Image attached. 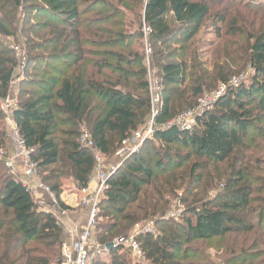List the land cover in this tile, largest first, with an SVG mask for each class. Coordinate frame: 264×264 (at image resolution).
Returning <instances> with one entry per match:
<instances>
[{"label":"trees","instance_id":"1","mask_svg":"<svg viewBox=\"0 0 264 264\" xmlns=\"http://www.w3.org/2000/svg\"><path fill=\"white\" fill-rule=\"evenodd\" d=\"M8 1L18 8L24 0ZM134 1L140 2L144 20L129 30L133 25H126L119 8L108 0H94L90 8L101 5L112 12L104 9L105 13L86 22L81 20V0H39V12L48 20L38 23L35 36L39 44L33 50L51 52L27 57L29 65L40 63L47 68H35L37 74L20 80L19 86L34 90L24 94L28 96L24 101L20 95L12 119L25 147L32 150L30 158L41 183L62 210L69 208L60 200L61 179H71L79 191L87 187L95 167L94 152L111 156L150 118V87L139 42L143 38L141 26L150 29L148 42L154 45L155 58L157 45L163 48L174 34L185 46L208 19L217 31L224 25L229 35H234L238 17L231 13L255 12L259 6L251 1L226 0L227 5L223 2L222 8L212 13L205 0ZM127 3L118 0L119 5ZM7 22V18L0 19V29L10 36ZM116 23L124 26L115 30ZM246 40V63L252 71L249 81L228 85L229 65L218 66L215 77L226 85V91L197 113L190 128L172 123V96L189 93L186 76L190 53L187 48L179 56L166 50L159 52L163 91L153 120V135L107 180L96 217L94 239L98 243L108 245L128 236L135 225L163 216L165 198L182 189L186 175L182 169L191 160L197 163L190 165L186 192L201 187L202 174L196 175L199 162L217 169L246 148L252 130L264 140V30L248 35ZM224 60L227 62V56ZM16 69L13 54L0 45V102L9 96ZM201 92L197 88L192 95ZM195 104L189 98L185 108ZM4 116L0 110V150L12 155ZM82 126L90 133L91 148L81 142ZM245 167L241 163L237 178L224 180L223 191L229 196L217 205L200 197L205 188L193 194L191 198H198L199 205L192 207L182 227L140 231L136 241L142 260L131 261L121 247H112L106 253L108 262L100 257L94 264H214L206 258L205 263L189 261L198 254L203 256V251L190 246L192 243L213 240H219V244L229 240L219 264H264V199L251 200L254 191L247 185L250 180L245 181ZM233 181L236 188L230 186ZM189 199L181 201L189 204ZM42 208L0 159V264L62 261L63 229L56 216Z\"/></svg>","mask_w":264,"mask_h":264},{"label":"rangeland","instance_id":"2","mask_svg":"<svg viewBox=\"0 0 264 264\" xmlns=\"http://www.w3.org/2000/svg\"><path fill=\"white\" fill-rule=\"evenodd\" d=\"M93 1L94 0H81V8H84V17H82L81 19L82 22H86L88 18L97 17L100 16L99 14L105 13L104 9H106V7H103L101 5H93L91 9L90 6L93 4ZM108 1L115 7L119 8V12L122 13V17L126 19V25H133L128 28L129 30H132L134 27H138V23L140 22V20L143 23L144 19L142 18L143 15L140 9L141 5L139 1L124 0V2H128L126 5H119L118 0ZM205 1L208 2L210 7L212 8V13L222 8L221 6L223 2V6L227 5L228 3V1L225 2L226 0ZM242 1L255 2V4L257 3L259 4V6L257 7V10L255 12L241 10L240 14L235 13L234 11L231 13V16H234V18L238 17L235 21V26L238 29H233L232 31L234 35H229L228 29L224 27V25H219L217 31V28L213 27L212 22L208 19V21L206 20L205 24L199 30V32L185 46L181 43L179 35L174 34L170 37L171 42L165 45L163 48L157 45L155 49L156 57L154 58V45L151 46L150 42H148L149 35L144 36L143 34V38L139 42H142L140 44V48H143V53L145 56L147 81L149 83V87L151 86L154 91L156 89L158 90L157 93L159 96V98H157V101L154 102V109H157L160 106V95L163 91V87L159 82V65L162 62L161 58L159 57V52H161L162 50H166L165 53H172L173 56H179L183 48H187L190 53V57L187 63L188 66L186 76V89L190 93V95H188L189 93L182 95L181 92H178L172 96V110L174 115L172 122H179L183 125L192 126L195 118L197 117V113L200 114L202 110L210 107L209 103L217 93H225L226 85L215 77V73L217 72L216 69L218 66H222L225 63L229 65L231 72L229 80L227 82L228 85H233L234 81L238 82L237 84H239L240 81H249L252 75V71L246 63V39L248 35H255L258 32L264 30V0ZM39 6V0H24L22 5L18 8H15L8 0H0V19L7 18L9 20V22L6 23V27L8 28V31L12 33V35L10 36L5 35L0 29V45L7 52H9L10 54L12 53L17 62V69L15 70L14 79L9 92V97L11 100H13L16 106H18L19 102H21L20 95L22 97V101H24L28 97L24 94L30 93L34 90L32 88L26 89L25 87L19 86L20 80H22L23 78H32V76L37 74L33 71V69L35 68H41L43 70L47 68V65L43 64L41 66L40 63L29 65L27 62V57L30 55H42L51 52V50H33V46L39 44V40L35 36V33L37 32L36 27L40 23L44 21L46 22L48 20V17H45L43 13L39 12L41 9ZM252 8L253 7H251V9ZM230 10L231 9H228V12H230ZM106 11V13L112 12L108 9H106ZM7 13L13 15V17L9 16ZM110 16L112 17L113 15ZM121 26L123 27L124 25H122V23H116L114 28L115 30H119ZM145 26V24L141 26L142 32ZM172 28H175V25H172ZM241 30L243 31V33L240 32ZM135 46L136 45L134 44V47ZM225 56H227V62L224 60ZM26 67H28V70H26ZM197 88H201L202 92L197 96L192 95V93H194ZM189 98L192 104H196L193 108L186 109L185 104L189 102ZM6 119V116H4L3 121L5 131L8 135H10L12 141L11 147L12 151H14V141L9 129L7 128ZM148 125V122H146L141 129H144ZM80 132V138H82V135L85 133H88L90 136V133L84 126L80 128ZM143 144L144 142L141 143V146ZM148 149H152L151 145H148ZM116 152L107 157L100 152H94L95 167L89 184L93 183L94 186L99 184L97 180L99 173L105 174L110 178L111 175L114 174L116 170H118V168L124 164V162H126L125 160H127L132 155V153H127L126 156L118 158L116 156ZM12 154H14V152H12ZM6 155L8 156L7 153ZM97 155H101L100 163H97L96 161ZM243 159L245 160L243 161ZM194 162L197 163L196 160H191L188 165L184 167L185 169H182L186 171V175L184 177L185 182L182 189L176 195L168 196L165 198L167 201V205L163 216L156 218L155 220L151 219L135 225L131 233L144 230L154 232L155 230H162L163 228L167 229L168 227H182L183 225L181 224V222H183L184 219L190 216L192 207L199 205L196 204L198 198H194V205L191 204V202L194 201V199L191 198L192 195L201 192V190L204 188L205 189L200 197L203 200L212 201L213 204L217 205L218 201L223 200V198L226 196H229L223 191L225 187H223L222 183L225 179L237 178L236 174L238 169H241V163L242 165H246L244 171L246 178L245 181L248 182V180H250V182H248L249 184L247 183V185L250 186V191H254L251 200L255 202L259 199H264V140L258 137L255 130L250 131V138L246 143V148L243 151L236 152L235 155H233L226 163L220 165L217 169H214L211 165H206L205 162L198 161L201 164L202 169L200 167L196 175L202 174L203 180L202 184H200L201 187H199L200 189H197L196 187V189H191L190 192H186L185 186L188 183L189 179V171L191 168L190 165ZM112 168H115V171H112L113 173L111 174ZM40 179L41 178L38 174V181L41 183ZM234 182L235 181H233L230 186H234V188H236ZM60 183L62 192L63 190L79 192V190L74 187L72 180L69 178L61 179ZM31 193L35 199L40 201L39 197H35V194L32 191ZM182 198H190L188 200L190 205L185 203L183 204L181 201ZM257 206L258 205H253L252 207L256 208ZM182 217L184 218L182 219ZM158 222H160V224L156 226L155 224ZM224 241V244H219V240H213L206 243H192L190 246L194 249L203 251V256H199L198 254L196 257L190 259L189 261L205 263L204 259L206 258L208 262L219 264L220 258L223 255V248L226 244H229V240ZM101 258L105 262L109 261L107 254H104L103 256H101ZM129 259L131 261L135 260V258L133 257H130ZM139 260H142V258H139Z\"/></svg>","mask_w":264,"mask_h":264},{"label":"built area","instance_id":"3","mask_svg":"<svg viewBox=\"0 0 264 264\" xmlns=\"http://www.w3.org/2000/svg\"><path fill=\"white\" fill-rule=\"evenodd\" d=\"M143 34L144 36H148L150 34L149 27L145 26L143 28ZM237 83L238 82L234 81L233 85L237 86ZM157 91V89L154 91L153 88L150 86L151 115L149 120L147 121L149 125L144 129L140 128L141 130L139 129L131 137L121 142V146L116 152V156L118 158L126 156L127 153L133 154L137 152L141 147V143L152 137L153 120L157 110L154 109V102H156L157 98H159ZM221 95V93H217L216 96H214V98L212 99V101L217 99ZM211 102L209 104H211ZM16 107L17 106L14 104L13 100H11L9 96L0 102V110L3 113H11L5 114V116L7 118V128L9 129L14 141V154L7 156L5 151L0 150V159H4L5 166L13 173V175H15V177L28 191H32L34 194L37 191H41L46 193L48 196H52V193L49 188L38 181L36 164L30 158L32 150H28L25 147L23 140L19 137L18 129L12 119V112ZM172 123L184 126L186 128L191 127L180 124L179 122ZM81 142L86 147L91 148L93 146V143L88 133L82 135ZM96 161L97 163L101 162V155L96 156ZM17 162L19 166L18 170L16 165ZM112 171L114 172L115 168L111 169V174L113 173ZM108 178L109 177L105 174L99 173L97 179L99 183L98 185H96L95 187H89L88 185L87 187L81 189L78 192V200L75 203L74 207L83 209L87 214V219L84 225L80 228V232L75 237V239L71 240L70 242H64L62 244V261L56 264H94L98 258L107 253V245H102L98 243L94 239V234L96 227L98 204L102 199L105 190L108 188ZM139 232L140 231H135L132 232L129 236L113 240V247H121L124 251L128 253L130 257H133L135 259L141 258L142 253L139 248V244L136 241V236Z\"/></svg>","mask_w":264,"mask_h":264},{"label":"crops","instance_id":"4","mask_svg":"<svg viewBox=\"0 0 264 264\" xmlns=\"http://www.w3.org/2000/svg\"><path fill=\"white\" fill-rule=\"evenodd\" d=\"M16 165L18 170V162ZM88 185L89 187H95L93 183ZM34 196L39 197V203L43 206L42 210L50 211L56 216L59 225L63 229L64 241L70 242L71 240H74L87 219V214L83 209L74 207L78 200L79 193L76 191L63 190L60 195V200L63 205L69 208L67 211L59 208L55 198L48 196L44 192L37 191Z\"/></svg>","mask_w":264,"mask_h":264},{"label":"water","instance_id":"5","mask_svg":"<svg viewBox=\"0 0 264 264\" xmlns=\"http://www.w3.org/2000/svg\"><path fill=\"white\" fill-rule=\"evenodd\" d=\"M112 247H113V245H112V243H110V244H108V245L106 246V250L109 251Z\"/></svg>","mask_w":264,"mask_h":264}]
</instances>
